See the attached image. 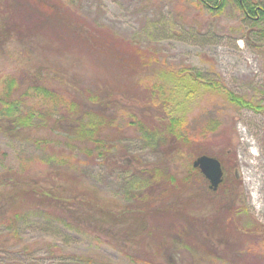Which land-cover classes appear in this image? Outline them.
<instances>
[{"label":"rangeland","instance_id":"rangeland-1","mask_svg":"<svg viewBox=\"0 0 264 264\" xmlns=\"http://www.w3.org/2000/svg\"><path fill=\"white\" fill-rule=\"evenodd\" d=\"M62 1L70 13L104 22L131 39L148 64L138 72L126 70L66 34L61 25L53 24L54 33L0 23V77L22 73L19 76L28 80L31 73H41L70 94L86 86L102 90V98L112 104L108 110L118 115L123 128L122 147L112 160L124 170L164 165L179 178L189 172L191 179L181 182L177 201L186 206L182 215L171 208L148 213L146 231L142 229L134 244L114 238V230L98 239L91 229L77 232L56 218L34 213L12 234L0 226V264H169V255L157 250L158 238L178 225L184 228L185 215L193 233L184 244L178 241L176 259L191 264H264V18L254 22L237 0H227L219 10L198 0ZM6 2L0 0V5ZM192 79L201 82L196 92ZM229 91L261 108L231 100ZM178 115L184 116L192 139L179 142L175 150V140L165 136L160 119ZM131 119L135 122L129 123ZM34 135L33 130L24 138L0 133V169L14 166L31 172L45 166L44 153L29 140ZM203 153L234 161L224 176L235 177L232 186L223 187V182L214 189L205 177L209 189L199 188L192 176L197 170L205 176L194 165ZM110 163H90L86 179L81 171L78 178L103 200L124 205L126 190L134 187L125 184L127 171L111 169ZM11 181L1 184V204L13 187ZM50 182L44 179L39 189H51ZM133 221L130 217L124 225Z\"/></svg>","mask_w":264,"mask_h":264},{"label":"trees","instance_id":"trees-1","mask_svg":"<svg viewBox=\"0 0 264 264\" xmlns=\"http://www.w3.org/2000/svg\"><path fill=\"white\" fill-rule=\"evenodd\" d=\"M8 1L0 5V23L11 27L25 26L36 32L51 30L54 33L55 26L61 25L66 34L77 37L88 48L103 53L107 59L126 70L138 72L140 66L143 69V65L148 64L143 59V51L133 45L131 39L123 37L104 22L92 23L70 13L62 0ZM198 1L212 10H219L225 6L227 0ZM237 2L254 22H258L260 17L264 18V1ZM1 44L0 39V46ZM21 74L0 77V133L20 138L25 132L33 130L35 135L29 140L44 153L41 162L48 167L41 166L31 172L30 169L20 170V167L14 166L0 169V187L7 179L12 180L13 186L7 197L5 196L4 203H0V226L6 228L5 234L17 232L23 218L36 213L51 219L56 218L65 227L77 232L91 229L98 239L102 236L108 238V234L114 230V238L126 244H134L137 235L141 236L142 229L146 231L144 221L151 211L156 214L158 208H171L181 215L184 213L186 205L180 207V202L177 201L181 199L180 194L183 191L181 182L191 179L189 172L179 178L164 165H133L125 167L124 170L121 166L118 167V161L112 160L115 150L122 147L120 134L123 128L119 125L118 115L108 110L112 104L102 98V90L86 86L78 90L77 94H70L72 92L63 87L48 83L41 73H28V80H23L19 76ZM192 80V92H196V85L201 82ZM184 87L189 86L185 84ZM229 97L244 106L261 108L234 92L229 91ZM160 120L165 128V136L175 140V150H178L179 142H191L192 137L188 132V125L184 123V116L162 117ZM134 122L133 119L129 121ZM99 160L102 164L104 161H111V169L114 166L127 171L125 184L127 182L126 186L133 185L134 188L126 190L128 202L124 205L114 203L113 199L103 200L92 186L84 185L87 174L85 167ZM233 163L232 159L229 160V171ZM79 171L84 180H79ZM192 178L198 182L200 189H209L208 180L199 170ZM44 179L51 181L52 188L46 189L47 191L39 189L45 184ZM234 179V176L228 175L222 186H232ZM53 188L57 189L55 194ZM232 196L234 197V188L230 191L228 202L232 200ZM173 201L177 202L175 208L171 206ZM230 205L232 206L231 203ZM232 210L233 208L229 209ZM121 213L124 214L120 215ZM130 217L134 220L133 224L125 226ZM182 219L184 228L178 225L170 233L161 232L158 238L157 250L169 255V264H191L188 260L176 259L174 255L178 241L184 244L183 239H188L193 233L187 216H182ZM187 242L190 243L189 240ZM88 260L91 262V258Z\"/></svg>","mask_w":264,"mask_h":264},{"label":"water","instance_id":"water-1","mask_svg":"<svg viewBox=\"0 0 264 264\" xmlns=\"http://www.w3.org/2000/svg\"><path fill=\"white\" fill-rule=\"evenodd\" d=\"M194 165L198 166L206 178L210 181V186L216 189L224 179V168L219 157L203 153L194 160Z\"/></svg>","mask_w":264,"mask_h":264},{"label":"flooded vegetation","instance_id":"flooded-vegetation-1","mask_svg":"<svg viewBox=\"0 0 264 264\" xmlns=\"http://www.w3.org/2000/svg\"><path fill=\"white\" fill-rule=\"evenodd\" d=\"M220 160H221L222 165H223V168H224V176H225V174L227 173V171L229 169L230 164H229V161H227L226 159H224V157H221ZM225 178L223 179V181L221 183L225 182L224 181Z\"/></svg>","mask_w":264,"mask_h":264},{"label":"bare ground","instance_id":"bare-ground-1","mask_svg":"<svg viewBox=\"0 0 264 264\" xmlns=\"http://www.w3.org/2000/svg\"><path fill=\"white\" fill-rule=\"evenodd\" d=\"M254 196L258 199V195L255 193ZM261 207V206H260Z\"/></svg>","mask_w":264,"mask_h":264}]
</instances>
